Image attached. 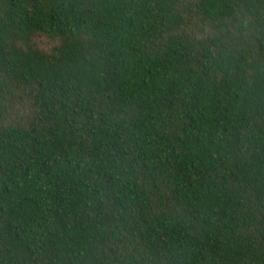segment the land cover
Returning a JSON list of instances; mask_svg holds the SVG:
<instances>
[{"label": "trees", "instance_id": "trees-1", "mask_svg": "<svg viewBox=\"0 0 264 264\" xmlns=\"http://www.w3.org/2000/svg\"><path fill=\"white\" fill-rule=\"evenodd\" d=\"M0 264H264V0H0Z\"/></svg>", "mask_w": 264, "mask_h": 264}]
</instances>
